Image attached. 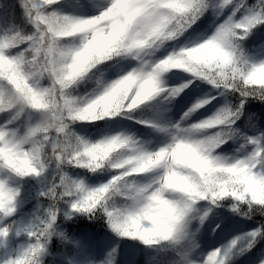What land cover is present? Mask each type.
Here are the masks:
<instances>
[{
  "label": "snow or ice",
  "instance_id": "snow-or-ice-1",
  "mask_svg": "<svg viewBox=\"0 0 264 264\" xmlns=\"http://www.w3.org/2000/svg\"><path fill=\"white\" fill-rule=\"evenodd\" d=\"M0 264H264V0H0Z\"/></svg>",
  "mask_w": 264,
  "mask_h": 264
},
{
  "label": "rangeland",
  "instance_id": "rangeland-1",
  "mask_svg": "<svg viewBox=\"0 0 264 264\" xmlns=\"http://www.w3.org/2000/svg\"><path fill=\"white\" fill-rule=\"evenodd\" d=\"M185 100H182L180 98H177V101L174 102L173 105H169L167 109L158 108L154 110V113H151L150 115H156V116H162L165 118H172V119H179V116L183 114V111L185 110ZM135 130V129H134ZM91 134H95L94 129H90ZM139 134V133H138ZM219 222L218 218L210 217L209 221L205 224V230L208 233L209 236H211V230L212 228H215L216 223ZM222 227H224L222 225ZM217 232H220V229H217Z\"/></svg>",
  "mask_w": 264,
  "mask_h": 264
},
{
  "label": "trees",
  "instance_id": "trees-1",
  "mask_svg": "<svg viewBox=\"0 0 264 264\" xmlns=\"http://www.w3.org/2000/svg\"><path fill=\"white\" fill-rule=\"evenodd\" d=\"M153 112H154V111H153ZM153 112H151V113H153ZM151 113H150V114H151ZM140 127H141V126H139V125L136 126L137 129H139Z\"/></svg>",
  "mask_w": 264,
  "mask_h": 264
}]
</instances>
